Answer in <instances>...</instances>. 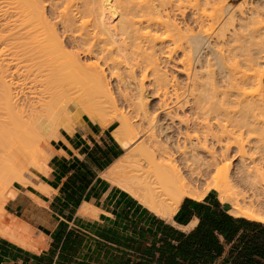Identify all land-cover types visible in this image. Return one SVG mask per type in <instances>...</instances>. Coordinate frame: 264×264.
<instances>
[{"label": "bare ground", "instance_id": "1", "mask_svg": "<svg viewBox=\"0 0 264 264\" xmlns=\"http://www.w3.org/2000/svg\"><path fill=\"white\" fill-rule=\"evenodd\" d=\"M68 1L66 8L56 13L58 18L55 17L57 25L62 27L64 40L46 19L34 22L36 15L46 18L41 9L43 5L38 0H23L21 7L26 11L19 10L22 15L16 20L14 28H9L10 33L0 38H4L2 42L5 43L10 35V40H7L11 41L8 42L10 44L6 41L7 47L4 46L11 52L7 53L14 56L10 63L3 60L6 58L0 63V214L5 213L3 197L8 187L5 181L14 178L13 181H17L19 178L20 183L25 185L32 176L40 173L37 172L40 167L34 156L23 152V137H37L51 128L57 113L50 104L57 106L61 100L65 103L63 111L67 114L71 105L76 109L80 106L78 111L83 115L85 105L93 104V100L74 107L77 103L72 94L89 82L109 96L111 90L106 72L110 76H120L122 74L116 71L121 72L123 67L129 80L120 81L122 86L118 85L124 86L125 92H137L124 94L123 97L136 114L139 124L132 127L131 118L118 111L114 118L121 125L115 136L125 150H130L129 147L137 139L142 142L138 150L128 152L112 167L107 178L166 220L172 219L185 197L202 200L210 190L215 189L221 202L230 204L231 214L264 223V71L249 52V39L254 36L248 38L247 45L244 44L247 41L241 42L245 35L238 33L239 29L233 32L236 28L233 18L225 21L226 24L223 23L216 31L214 46L209 44L210 41L208 45L206 42L215 28L213 24L220 22V18L208 24L209 27L213 25L212 29L205 28L199 34H194L185 25L186 36L183 28L163 12L171 0H157L159 5L151 4L153 0H144L141 6L134 3L135 8L132 9H127L123 2L127 5L134 0H117L121 1L118 8L111 5L112 0ZM75 4V10H72ZM115 16L118 21L115 20L116 24L112 26V21L108 20ZM249 19L252 20L251 17ZM197 23L201 27L205 25L201 17ZM3 25L2 28L9 26L7 23ZM232 26L235 27L233 33L226 35ZM252 31L256 30L253 28ZM159 32L166 36L162 38ZM253 32L249 35L252 36ZM177 37L186 38L182 66L183 73L187 72L185 75L190 81V88H184L162 73L157 59L160 46L159 49L166 50L162 53L172 60L177 49L170 48L167 41L171 39L174 42ZM2 52L0 55L8 56L6 50ZM81 56L88 57L89 61H83ZM193 65L200 70H194ZM136 75L140 79L139 87L134 83ZM146 81L149 82L148 88L145 87ZM29 82L35 83L39 90L33 92ZM64 84L74 87L69 91L63 90ZM38 95L43 97L39 99L44 103L40 107L34 101ZM150 96H153L152 99L158 97L159 107L166 110L165 121H162L161 115L150 114ZM50 108L55 116L50 114ZM186 111L191 115L186 116ZM129 131L133 136L128 140ZM201 150L210 156L209 160H205L208 159L205 154L206 157L201 158L198 154ZM233 150H236L235 156L229 155ZM233 157L240 163L239 168L233 166L231 169L232 164L228 162ZM222 162L226 164L219 167ZM210 169L217 170L229 182L215 178L201 190L202 187L196 186V180ZM14 224L16 222L13 221L6 223L12 227V231L10 228L5 230L9 232V237L20 242H23L21 235L33 239V232L24 223Z\"/></svg>", "mask_w": 264, "mask_h": 264}, {"label": "crops", "instance_id": "2", "mask_svg": "<svg viewBox=\"0 0 264 264\" xmlns=\"http://www.w3.org/2000/svg\"><path fill=\"white\" fill-rule=\"evenodd\" d=\"M118 127L117 121L101 124L82 116L55 133L46 171L28 184H15V195L5 204L7 220L33 232L34 248L1 231L0 264L264 263L257 245L264 243L263 228L246 222L234 221L238 231L230 240L219 235L220 253L203 255V248L188 247L187 237L205 210L196 202L211 208L219 202L229 215L240 217L230 213L217 190L202 200L185 197L166 220L109 180V171L126 154L115 136Z\"/></svg>", "mask_w": 264, "mask_h": 264}, {"label": "rangeland", "instance_id": "3", "mask_svg": "<svg viewBox=\"0 0 264 264\" xmlns=\"http://www.w3.org/2000/svg\"><path fill=\"white\" fill-rule=\"evenodd\" d=\"M18 1L19 0H0V38L5 36V35H7V33H10L9 31L12 28H14L13 25L15 26L16 20L20 19V15H22L21 12H23V11L25 12L26 11V10H24L23 7H21V6H23V0L19 1L20 4L18 3ZM38 1L40 2L39 4L44 6V7L43 6L41 7V5H40V7L42 9V12H43V15H45L44 17H46V18H43L40 15H38V16L41 17V18L39 17V20H38V16L36 15L37 18H35L36 20L34 19V22L35 21H37V22L41 21L42 22V21H46L47 20L51 24V26L52 25L55 26V28L58 30V33L60 34L59 36H62V37H60L61 40H62L64 35L62 34V29H61L62 27L60 25H57V23H58V19H57L58 18V16H57L58 13L57 12H62L66 8V6L69 4V1L68 0H38ZM25 3H24V5H25ZM134 3L138 4L139 6H141V4L144 3V0H134L133 3H130V4L127 3V5H126L125 2H123V5L127 9L129 7H130V9H132V8H135ZM151 4H153V5L154 4L155 5L158 4L159 5L160 3L157 0H153L151 2ZM111 5L113 7H115V8L121 7V1L112 0L111 1ZM75 6H76V4L72 7V10H75ZM24 7H26V5ZM237 9H239V10H237ZM19 10H21V12ZM163 12L165 14H169L170 18H171V21L176 23L181 29L183 28V33L184 34H186L185 25L188 28L192 29L194 34H199V33L203 32L202 31L203 29L206 28V30H207L211 26L215 25L214 26L215 28L213 27L214 29H213L212 32L210 30L212 28L209 29L211 34L209 36L210 38H208L207 39L208 41L206 42V44L208 45V43L210 41L209 44L211 46H214L215 38H213V36L216 34V31L218 32V30L224 25L223 23L226 24L225 21H228L229 19L231 20L233 18V22H234L236 28L233 27V26L229 27V29H228L229 31H227L228 33L226 32V35H230L234 31L238 32L237 29H239L240 32H238V33H242L243 35L246 36V37L243 36L246 39L241 38V39H243L241 41L243 43L246 42L248 40V38H252L254 36V38H252L253 40L252 39H249L250 41L248 40L249 42H251L250 44L248 43V41L246 43H244V44L247 45V43H248V46H250V49H251V51H249V52L252 54V57L254 56V58L256 60H258V62H260L259 68L264 71V0H171V4H168L164 8ZM55 17H57V18H55ZM200 17L205 23L204 27H201V24L197 23V19H200ZM242 17H243V19H241ZM250 17H251L252 20L249 19ZM217 18H220V22H218V23L214 22V23H217V24H213V25H211L209 27L208 24L213 23V21L219 20ZM244 18H245V20L247 18L246 22H245ZM44 19H46V20H44ZM110 19L108 21L109 22L112 21L111 24L109 23L112 26L116 24V21H118L116 16L113 17L112 20H110ZM250 21H251V23H250ZM9 22H10V24H9ZM6 23L9 26L2 28L4 26L3 24H6ZM238 23H240V24H238ZM54 24H56V25H54ZM246 24H247V26H246ZM9 28H11V29H9ZM253 28H254V30H256V31H254L256 34H254V32L252 31ZM232 30H233V32H232ZM252 32H253V35L250 36L252 34ZM202 34L204 36H206V34H204V33H202ZM158 35L161 36L162 38H164L166 36V34H163L162 32H159ZM187 35L188 34H186V36ZM9 36L6 37L7 40L9 39ZM2 40L0 39V41H1L0 42V53L2 51L6 50L5 54L6 55L8 54V56H5L4 54H1V55L5 56V57H2L0 55V63L2 64L1 59H3V58H6V59H3V60H7V62L9 61V63H10V61L14 59L13 58L14 56L12 57L9 54L11 52H9L7 50V48H6L7 47L6 46V41L7 40L5 41V43H4V41L2 42ZM8 42H11V41H7V43ZM167 42H168V45H170V48H176L177 49V53L174 55L172 60H168V58L166 57L167 54H165V55L163 54L166 50L162 51L161 48L159 49L160 46H158V51H157L158 52L157 53V57L158 58L157 59H158V62L160 64L161 72L166 74V76L170 80L178 81L181 86H184V88H190L191 87L190 86L191 85L190 81L188 80V77L185 75V74H187V72L184 71V73H183L184 67L182 66L184 64V62L182 63V61H183L182 57L184 56L183 54H184V51H185V48H186V44H187L186 43V38L185 37H182V38L181 37L180 38L177 37L174 42L171 41V39H169V41H167ZM252 43L253 44L255 43V44L252 45ZM8 44H10V43H8ZM3 47H4V49H3ZM211 48H213V47H211ZM7 51L9 53H7ZM10 56H11V58H10ZM81 59L83 61H85V60L89 61L88 57L81 56ZM197 67H198L197 65L196 66L193 65V69L194 70L196 69V70L199 71L200 68H197ZM122 69H123V67H122ZM122 69H121V72L116 71L117 73L122 74L120 76H118V75L110 76L111 74L106 72L107 75H108L109 88L111 90L109 96H107L106 94H104V93L100 92L99 90H97L96 87L92 83L88 82L86 84H82V85H84V86H81L82 88L79 87V85H78L79 90H80V88H81V90L80 91H75L72 94V97L75 100L74 102L77 103V105H75L74 107H77L80 103L82 104V103H84L85 101H87L89 99L93 100V102H94L93 104L91 103L92 105L91 104L90 105H88V104L85 105L86 107H85L84 110L86 112H82L83 115L79 114L80 112L78 111V108L80 106H78L77 109H76V108H73L72 105L70 104L71 105L70 108H69L70 111H67V112H70V113L67 114L65 110L63 111V108L65 109L63 104H65V103L62 102L61 100H60V103H62L63 106L60 103L58 105H61L62 108H60L61 106L58 107V105L54 106L53 104H50V106L52 105L51 108L54 107V109L52 108L54 110V112L57 113V114L52 113L51 108H50L51 113L50 112L49 113L53 114V116H55V115L57 116L56 119L54 118L55 120L52 119V117L51 118L49 117L50 120L52 119L53 121H55V123L53 122L54 125L51 123V128L47 132H44V133H42L41 135H39L37 137L36 136H30V137H25L24 136L23 137V139H24V141H23V152L24 153L28 152L29 154H31L30 156H34L35 160L39 163L40 170L38 169L37 172L42 173V172L46 171V164H47V162L49 160V156H50L49 144H50L51 138L55 135V133L58 132L59 129H61L63 127L69 128L71 125H74L75 123H77L78 120H80L82 118V116H85L86 118H89V119H91V120H93L95 122H99V123L103 124L104 122H107V121H109L111 119L113 121H117V119L114 118V117L117 115L116 113H118V111H119V112H123L126 116L128 115V117L131 118L130 119V124H131L132 127H134L135 125L139 124V121L137 120L136 114H134L133 109H131V107H128V104L124 101V97H123L124 94L130 93V95H132V94H137V92L135 91L134 93H131L129 90H127L125 92L124 91L125 87L124 86L120 87V85L122 86L120 81H128L129 80L127 78L128 76L126 74V70L125 69L122 70ZM135 77H136L137 80L134 81V83H135V85L137 84L138 87H139L140 86V79H139L138 75H136ZM8 80L10 81L9 78H8ZM118 83H120V85H118ZM30 84H31L30 86H31L33 92H36V91L39 90V87H37L35 83L31 82ZM70 84H71V82H70ZM70 84H68V86H66V84H64L65 86L62 87V89L69 91L70 88L74 87V86L71 87ZM148 85H149V82L146 81L145 87L148 88ZM118 87L120 89H118ZM60 92H61V90H60ZM262 94H264V75H263V93ZM59 95H60V93H59ZM35 97H37V96H35ZM40 98L41 97L39 96V97H37L34 100L35 101V105L37 107H40V105L43 103V102H41L43 97L41 98V100H39ZM152 98H153V96L152 97L150 96L149 100H148V103H149L148 104V110H149L150 114L152 116L154 114L155 115H159V117L161 115L162 121H165L166 114H167L166 110L165 109H161L159 107V104H158L159 99H158V97H157V99L156 98L152 99ZM45 101L46 100H44V102ZM55 102H57V101H55ZM72 104H73V101H72ZM160 111H162V112H160ZM61 113H62V115L64 114V117L61 115ZM65 113H66L67 116H65ZM179 114H181V116L183 115L181 110L179 111ZM185 115L186 116L187 115L190 116L191 113L189 114V111H186ZM61 117H62V119H60ZM56 121H57V123H56ZM118 125L119 126L121 125L120 122H118ZM132 136H133L132 132L129 131L127 133V137L126 138L129 140V139L132 138ZM137 140L135 142H133L132 145L129 147L131 151L129 149L126 150V154H125L124 157L127 156L128 152L130 153V152H134V151L138 150V148L141 146V142L142 141L140 139H137ZM235 153H236V150H233V151L229 152V155L235 156ZM198 154L201 156V158H203L205 153L204 152L202 153V150H201V152L198 151ZM205 155L207 156L208 154H205ZM208 156L206 157L208 159H205V160H209L210 159V156L209 157ZM228 163L232 164L231 169L233 168V166H235L236 168L240 167V166H238V165H240V163H238L236 161V157H233ZM224 164H226V162H222L219 167L223 166ZM204 171H206V170H204ZM1 173H2V170L0 168V175H1ZM204 174H206V172H203V174H202V176L200 178L201 180L199 178L197 179L199 181L196 180V186L200 187V189L202 187L201 190L205 189L207 187V185L210 182H212L215 178L222 179L224 182L227 181V183L229 182L228 178H225V176H223V175H219L217 170L215 171L214 169L213 170L210 169L209 171L207 170V174H206L207 176H204ZM231 176L232 175L229 174V178ZM27 178L28 177H26V179ZM14 179H9V181H11L10 183H9V181H5L6 186L8 185L7 193L3 197V201H4L5 204L11 197H13L12 194L15 193V191H14V189L12 187L15 184H17L18 182L20 183V181L18 180L19 178L17 179V181H13ZM231 180H232V177H231ZM8 188H9V190H8ZM236 191L238 192V187H236ZM0 192H2V190ZM4 209H5V207H4ZM4 212L5 213H1L0 214V219H1L0 224H3L2 226H5L6 223L8 222L7 221V217H6V215H7L6 210ZM2 219H3V221H2ZM4 221H7V222L3 223ZM13 222H16L17 225H19V224L24 225L21 222H17V221H13ZM16 224H14V225H16ZM6 226H5V229H4V227H2V229L4 230V233L6 232V233H8L7 235H9V232L5 231V230L10 228V231H12V227H10V226L6 227ZM25 226L28 227L27 225H25ZM2 229H1V231H3ZM21 237H22V241L24 243L18 241L17 238L15 240H17L18 242H20L21 244H23V245H25L27 247L34 248V245H35V242H36V240L34 239V234H33V239L32 240L28 239L27 237H25L23 235H21Z\"/></svg>", "mask_w": 264, "mask_h": 264}, {"label": "trees", "instance_id": "4", "mask_svg": "<svg viewBox=\"0 0 264 264\" xmlns=\"http://www.w3.org/2000/svg\"><path fill=\"white\" fill-rule=\"evenodd\" d=\"M200 206H204L205 210H201L199 213L200 223L195 229V232L190 234L188 238V247H200L205 251L201 252L203 255H214L215 253H220L221 243L219 242V235L225 237L226 240H230L237 231L238 226L234 221L246 222L248 224L259 225L263 228L264 224L256 221L247 220L243 217L236 218L229 215L225 210L220 207L219 202L211 208L210 206H205L202 203L196 202ZM262 250L261 253L264 254V243L257 244ZM236 260V257L231 260ZM229 260L226 262L228 263ZM256 264H264L262 259L258 260Z\"/></svg>", "mask_w": 264, "mask_h": 264}]
</instances>
